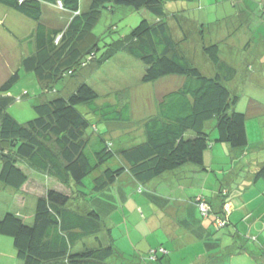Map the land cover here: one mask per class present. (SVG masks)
<instances>
[{
  "label": "trees",
  "instance_id": "trees-1",
  "mask_svg": "<svg viewBox=\"0 0 264 264\" xmlns=\"http://www.w3.org/2000/svg\"><path fill=\"white\" fill-rule=\"evenodd\" d=\"M0 3L37 21L31 30L33 48L22 57L20 67L33 72L43 87L40 99L32 105L35 115L19 122L8 111L14 101L8 92L20 78L19 69L0 84V193L6 188L24 189L28 168L71 190L47 188L36 196L27 217L18 210L0 216V235L11 241L16 259L22 264H142L112 261L121 251L115 245L110 216L121 205L120 198L122 203L130 198L132 186L156 202L155 210L172 208L174 215H182L176 219L178 224L201 239L209 253L215 250V263L220 262L218 257L255 252L248 245L253 236L236 226L229 225L222 235L212 224L203 223L204 216L212 215L213 222L219 219L228 224L230 196L244 188V178L236 180L237 189L222 183L211 195H190L187 204H172L157 191L159 183L168 185L186 164L208 171L210 122L217 130L215 141L239 149V156L248 153L247 112L237 108L244 94L228 86L237 70L223 57L225 49L236 47L224 41L223 34L243 26L235 13L226 23L219 19L206 23L167 9L166 0H89L85 9L81 0ZM258 3L264 15V0ZM52 6L68 14L65 25L53 27L48 22L45 7ZM120 6L145 14L116 48L143 62L141 81L182 78L175 88L158 96L156 111L142 120L143 133L137 136L127 132L137 124L128 98L113 100L110 93L98 102L101 95L85 81L99 63L97 37L91 30L103 9L114 11ZM199 54L207 57L211 73L196 65ZM126 56L124 61H131ZM68 76L83 79L74 84L65 81L63 89H58L57 82ZM118 138L123 145H118ZM253 166L249 171L252 185L264 184V159ZM90 175L92 180L85 182ZM249 189L251 184L245 190ZM152 250L150 256L156 259L143 264H157L160 254L164 255L157 248L155 253ZM211 256H205L203 264H215ZM201 257L192 264H202Z\"/></svg>",
  "mask_w": 264,
  "mask_h": 264
},
{
  "label": "rangeland",
  "instance_id": "rangeland-1",
  "mask_svg": "<svg viewBox=\"0 0 264 264\" xmlns=\"http://www.w3.org/2000/svg\"><path fill=\"white\" fill-rule=\"evenodd\" d=\"M88 1L81 0L84 9ZM183 1L185 0H166L167 9L177 10L179 14L188 15L193 20L201 18L206 23L216 22L218 19L220 22L226 19L230 20L227 16L233 15L234 9L231 6L237 2L236 0H186L185 3ZM240 1L243 3V1L251 2L252 0ZM259 9L260 5L258 4L255 11L257 17H251L253 24L252 22L243 23L244 26L252 30L254 37L257 36V40L261 38L259 34H263L259 31V22L264 21V15ZM258 15L263 17L258 18ZM67 16L68 14L60 11L59 7L52 6L50 9L45 7V17L53 27L65 25L68 20ZM144 17V13H138L129 6H120L114 11H109L107 8L102 10L101 16L91 30L92 34L97 37L99 63L97 62L95 69L88 74L85 80L101 95L98 102L106 100V95L110 93L114 95L110 96L113 100L123 99L125 96L128 98L132 117L137 124L134 125L133 130L127 132L133 133L134 131V136L143 133L141 122L156 111L158 96L165 91L172 90L179 83L171 80L170 82L158 80L159 83H157L158 81L143 83L141 81L144 71L143 62L133 59L123 50L116 49L122 36L129 34ZM36 26V20L0 3V84L19 69L20 78L8 92V95L14 99L9 104L8 111L19 122H25L35 115L32 105L40 99L43 93V87L36 75L20 67L22 57L28 55L32 49L29 34L32 27ZM262 27V31H264V23ZM218 30L220 33V29ZM245 31L249 39H255L247 33V30ZM237 36L236 41L234 40L235 43L243 39L241 32ZM234 42L231 41V44ZM259 46L264 48V38L262 44L253 46L252 52L248 47L237 44L236 47L243 54V61L241 59L238 61V56L234 57L235 52H232V56L223 53L226 60L234 62V64L239 63L235 67L237 70L235 76L227 84L233 91L237 89L244 94L237 108L247 112L246 125L249 137L247 155L239 156V149L232 148L228 143L215 141L217 130L215 123L210 122L208 131L211 135L212 146L209 147L205 155L208 171L186 164L177 170L173 180L168 182L169 186L165 183L157 185V191L166 198H170L172 204L173 202L187 204L189 196L194 193L211 195L222 183L237 189L236 182H240L242 177L246 176L254 167L253 165L257 164V161L260 162L264 159V80H250L252 75L264 78V51L258 56L254 53L255 48ZM244 48L246 50H243ZM113 51L116 54L110 56L108 53ZM123 56L131 61H124ZM206 60L207 57L203 55L195 56L196 65L207 74L211 73L212 66ZM82 79L81 76H68L63 80L60 79L56 85L58 89H63L65 81L74 84ZM121 141L122 139L118 138V145H123ZM237 157L240 158L237 159ZM26 171L29 180L24 189L16 191L6 188L1 191L0 216H3V213L7 211L18 210L27 217L29 213H32L36 196L42 195L47 188L71 192L67 186L51 177H45L44 174L33 168H28ZM177 173H179L178 176ZM88 179L92 180V176L86 178L85 182H88ZM33 182L37 183L36 186ZM27 189L29 192H24ZM247 191L244 188L240 192L234 191L232 196H237L236 199L230 196L233 208L231 205L227 206L229 210L228 224L224 225L223 221L219 219L213 222L215 218L212 215L204 216L203 223L212 224V227L218 228V233L222 235L227 234L230 229L229 225L232 228L236 226L239 232L253 236L248 245L255 252L252 254L237 252L218 257L220 262L215 264H264V184L261 182L256 185L251 184V189ZM131 192H133L131 196H128L130 198H127L124 203L121 198L118 200L121 205L110 216L115 245L121 251L120 254L113 257V262L134 261L143 264L151 259L154 261L156 257L155 255L150 256L151 248L154 253L157 252L156 248L159 253H164V255L160 254L157 264H192L200 256L209 257L211 255L213 256L210 257L211 259L209 258L210 260L216 259L214 249L210 254L201 239L195 238L185 226L178 224L176 219L179 216L177 218L174 216V209L155 210L156 202L146 194L139 192L138 189L134 190L133 186ZM113 202L115 203V201ZM198 216L197 213L196 217ZM179 218L181 219V216ZM229 243L227 241V244ZM220 254L217 253V255Z\"/></svg>",
  "mask_w": 264,
  "mask_h": 264
},
{
  "label": "crops",
  "instance_id": "crops-1",
  "mask_svg": "<svg viewBox=\"0 0 264 264\" xmlns=\"http://www.w3.org/2000/svg\"><path fill=\"white\" fill-rule=\"evenodd\" d=\"M236 1H237L236 5L231 6V8L233 7V9H234V13H235L236 18L240 19V23H242V24L243 23L249 24L251 22L253 24V19H251V17L252 16L253 17H257L255 15V11H256L257 5L259 4L258 1H254V0H252L251 2L243 1V3H241L240 0H236ZM259 17H263V16L262 15H258V18ZM228 18H229V16H228ZM223 21L225 23L228 22L227 19L223 20ZM263 23H264V21H262V20L259 22V31H261L263 33V34H259V37H261L260 40H257V36L254 37V35L252 34L253 33L252 30L249 27L244 26V25L242 27L239 26V29H237V31L235 33L234 32H229L228 33V31H227L226 33L223 34L224 35L223 39H224V41H227L228 43H230L231 41L234 42L235 38L238 37L237 34H239L241 32L243 39L240 40V41H237V43L234 42V44L235 45L239 44V45H243L244 47H248L251 50V52H252V48H253L254 45L262 44V41H263V38H264V31H262L263 30V27H262ZM245 30H247V33L251 34L255 39H253V40L249 39L247 37V34H246ZM220 31H223V28H220ZM31 32L32 31H30V42H31L32 45H34V38H33V35H32ZM225 50H226L225 53L229 54L230 56H232V52H235V56L234 57L238 56L237 57L238 61L240 59L243 61V57H242L243 54L241 53L239 48L230 47L229 49H225ZM243 50H246V49L244 48ZM262 51H264V48L262 46H259V47L255 48L254 53L258 56V54H261ZM224 59H226V58H224ZM228 62L230 64H232V66H234V67H236L237 64L239 65V63L234 64V62H230V61H228ZM238 68H240V67L238 66ZM248 68H249V66H248ZM247 77H250V76L247 75ZM254 79H257V80L263 79L264 80V78H261V76H253L252 75V78L250 80H254ZM170 80L172 82H180V81H182V78L180 76H168V77H166L164 79H160V81H165V82H170ZM160 81H158L157 83H159ZM242 178H244L243 179V185H244V182H245V185H244L245 189H247L250 184H253V181H252L253 180V175H252V173L249 172L246 176H243ZM33 184H35V183L33 182ZM238 195H240V194L238 193ZM236 197L237 196H235V199H236ZM229 205L232 206V202ZM232 208H233V206H232ZM174 216H178V215H174ZM199 261H200V263L203 264L206 261V257L202 256L201 259H199ZM213 263H215V261H213ZM0 264H22L20 262V260H18V259H16L14 257V249H13V247L11 245V241L8 238H6L5 236H3V235H0Z\"/></svg>",
  "mask_w": 264,
  "mask_h": 264
},
{
  "label": "built area",
  "instance_id": "built-area-1",
  "mask_svg": "<svg viewBox=\"0 0 264 264\" xmlns=\"http://www.w3.org/2000/svg\"><path fill=\"white\" fill-rule=\"evenodd\" d=\"M60 3V2H59ZM61 4V3H60ZM205 207L203 206V209H204Z\"/></svg>",
  "mask_w": 264,
  "mask_h": 264
}]
</instances>
